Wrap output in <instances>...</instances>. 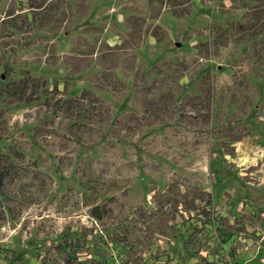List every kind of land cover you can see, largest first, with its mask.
I'll use <instances>...</instances> for the list:
<instances>
[{"label":"rangeland","instance_id":"rangeland-1","mask_svg":"<svg viewBox=\"0 0 264 264\" xmlns=\"http://www.w3.org/2000/svg\"><path fill=\"white\" fill-rule=\"evenodd\" d=\"M0 264H264V0H0Z\"/></svg>","mask_w":264,"mask_h":264},{"label":"trees","instance_id":"trees-1","mask_svg":"<svg viewBox=\"0 0 264 264\" xmlns=\"http://www.w3.org/2000/svg\"><path fill=\"white\" fill-rule=\"evenodd\" d=\"M6 159H9V157L0 156V191H2L1 188L3 187L2 185H3L4 181L12 173L11 172L12 171V167L11 166H7L6 164H4Z\"/></svg>","mask_w":264,"mask_h":264}]
</instances>
